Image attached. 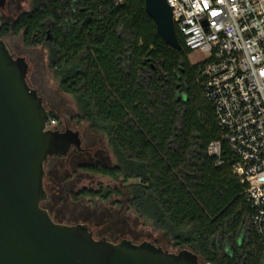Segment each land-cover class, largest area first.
<instances>
[{
  "label": "trees",
  "instance_id": "trees-1",
  "mask_svg": "<svg viewBox=\"0 0 264 264\" xmlns=\"http://www.w3.org/2000/svg\"><path fill=\"white\" fill-rule=\"evenodd\" d=\"M177 34L181 50L159 36L145 0L111 7L105 0H31L30 10L5 22L0 35L44 46L79 121L106 139L112 156L84 149L90 160L81 169L121 177L130 208L175 248L212 264H264L245 185L208 153L220 130L197 81L198 65L189 62L190 50ZM51 118L58 120L53 111ZM66 177L49 176L54 195ZM111 196L110 190L83 189L63 197Z\"/></svg>",
  "mask_w": 264,
  "mask_h": 264
},
{
  "label": "water",
  "instance_id": "water-1",
  "mask_svg": "<svg viewBox=\"0 0 264 264\" xmlns=\"http://www.w3.org/2000/svg\"><path fill=\"white\" fill-rule=\"evenodd\" d=\"M7 0H0V10ZM157 33L182 49L167 0H145ZM0 21V34L2 30ZM30 65L0 35V264H212L187 248L96 238L87 223L56 222L42 203L46 162L83 150L78 130L47 129L51 111L28 81Z\"/></svg>",
  "mask_w": 264,
  "mask_h": 264
},
{
  "label": "built area",
  "instance_id": "built-area-1",
  "mask_svg": "<svg viewBox=\"0 0 264 264\" xmlns=\"http://www.w3.org/2000/svg\"><path fill=\"white\" fill-rule=\"evenodd\" d=\"M120 6L129 0H105ZM197 64V81L214 111L220 137L208 146L245 185L251 224L264 248V0H167ZM58 120L50 118L47 129Z\"/></svg>",
  "mask_w": 264,
  "mask_h": 264
},
{
  "label": "rangeland",
  "instance_id": "rangeland-1",
  "mask_svg": "<svg viewBox=\"0 0 264 264\" xmlns=\"http://www.w3.org/2000/svg\"><path fill=\"white\" fill-rule=\"evenodd\" d=\"M30 8L31 0H8L5 8L0 10V21L2 23L12 21ZM3 38L15 57H26L30 65L28 81L43 96L47 109L56 113L60 129L78 130L82 137L83 149H87L92 154L102 150L112 156L106 139L100 133L91 131L88 122L79 121L78 108L74 99L61 90L50 68L47 49L42 45L27 47L20 35ZM206 57V54L200 50L190 51L188 54L189 62L193 65L203 63ZM88 151L76 154L71 159H57L53 156L46 162L45 188L50 196L42 205L50 210L52 216L63 223H87L96 238L107 237L114 242L122 239H129L136 243L149 241L170 251L179 250L162 231L140 218L130 208L127 202L128 189L121 177L114 179L81 169L79 164L90 160ZM51 175L58 179L67 175L65 183H60L58 190L61 192L56 195L50 187L49 176ZM83 189L110 190L112 196L105 201L90 198L64 200V193L77 194Z\"/></svg>",
  "mask_w": 264,
  "mask_h": 264
},
{
  "label": "flooded vegetation",
  "instance_id": "flooded-vegetation-1",
  "mask_svg": "<svg viewBox=\"0 0 264 264\" xmlns=\"http://www.w3.org/2000/svg\"><path fill=\"white\" fill-rule=\"evenodd\" d=\"M8 1V0H7ZM2 24H4V23H2ZM56 129H58V130H61L60 129V127L58 126ZM67 129V128H66ZM61 131H63V130H61ZM84 150V149H83ZM83 150H78L77 148H75V147H73L71 150H70V152H69V154L68 155H70V154H72V153H75V154H77L78 152H82ZM58 156V155H57ZM51 187V186H50ZM51 189H53V188H51ZM49 193V192H48ZM49 196H50V194H49ZM43 208H45L44 206H43ZM46 209V208H45ZM48 211H49V213H50V210L49 209H47ZM50 215L52 216V214L50 213ZM52 218H53V216H52Z\"/></svg>",
  "mask_w": 264,
  "mask_h": 264
}]
</instances>
